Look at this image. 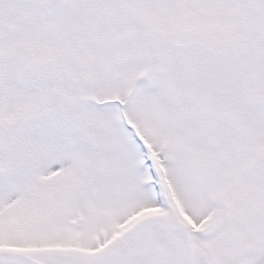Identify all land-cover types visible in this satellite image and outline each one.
<instances>
[{"label":"snow or ice","instance_id":"obj_1","mask_svg":"<svg viewBox=\"0 0 264 264\" xmlns=\"http://www.w3.org/2000/svg\"><path fill=\"white\" fill-rule=\"evenodd\" d=\"M0 264H264V0H0Z\"/></svg>","mask_w":264,"mask_h":264}]
</instances>
